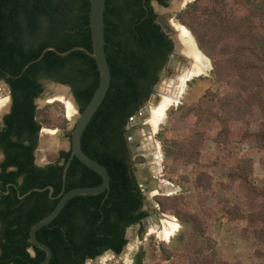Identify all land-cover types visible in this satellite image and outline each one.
Here are the masks:
<instances>
[{"label":"trees","instance_id":"1","mask_svg":"<svg viewBox=\"0 0 264 264\" xmlns=\"http://www.w3.org/2000/svg\"><path fill=\"white\" fill-rule=\"evenodd\" d=\"M152 1L106 0L104 49L111 82L83 133L81 146L107 170L109 189L72 198L51 223L36 232V238L52 251L49 264H85L107 250L120 255L128 244L127 228L141 224L149 214L130 162L126 127L147 103L173 51L171 39L156 22ZM154 1L162 7L169 3ZM175 20L210 60L213 86L205 92V101L180 106L177 111L172 108L168 116L181 121L193 114L202 125H217L215 139L221 146L251 140L264 171V0H193L175 14ZM76 46L92 51L89 0H0V81L6 83L11 97L0 127V264H38L45 258L43 251L30 244L29 230L59 199H50L48 190H32L51 186L52 196H58L60 163L67 161L70 152L48 153L50 164L40 167L34 164V151L42 128L59 127L68 139L70 131L64 116L55 123L46 112L48 105L39 109L36 100L44 82H53L70 88L80 112L85 108L98 86L95 60L81 51L65 57L44 52L48 47L66 52ZM255 115L260 116L256 125L240 122ZM236 123H241L240 132ZM193 141L165 142V158L191 163L196 154ZM251 164L241 159L221 185L229 191L238 183L248 212L214 196L230 220L245 222L242 233L255 245L253 259L264 262V185L255 189L249 182ZM198 176L193 187L210 191L211 177L207 173ZM100 183L95 172L73 158L64 192ZM153 199L161 214L172 213L182 226L172 240L176 242L172 253L189 256L197 264H228L213 252L215 242L208 234L209 226L203 224L207 210L193 212L183 195ZM144 256L141 250L134 264H142ZM171 256L163 254L165 260Z\"/></svg>","mask_w":264,"mask_h":264},{"label":"rangeland","instance_id":"2","mask_svg":"<svg viewBox=\"0 0 264 264\" xmlns=\"http://www.w3.org/2000/svg\"><path fill=\"white\" fill-rule=\"evenodd\" d=\"M193 0H169L168 6L163 10V13L171 12L174 6L176 11H172V14H175L186 7L188 3H191ZM153 9H158L157 6H153ZM161 9V8H160ZM162 10V9H161ZM158 13V14H163ZM176 22V21H175ZM178 23V22H176ZM179 24V23H178ZM212 69L206 73V75H201L199 78H194L190 81L182 95L179 103L172 106L174 111H177L180 106H192L197 105L202 101H205L204 94L209 87L213 86L211 83ZM163 77V72L161 74ZM2 84V83H1ZM5 90V96L8 99L6 108L0 112V122L2 121L3 116L7 113L10 107V94L8 89L3 84L0 85ZM55 86L53 82H44V91L42 95L36 100L40 102L37 104L38 108H44L48 105L46 112L49 118L52 119L55 123H60V119L64 116L68 121V131H70V118L69 112L66 103L61 100L56 91L61 90L58 85L55 88L56 91L52 93L51 97L48 96L51 89ZM159 86V84L157 85ZM216 86V84H215ZM66 90L70 91V88L64 86ZM153 94L158 95V99L161 97V91L154 88ZM64 90V89H62ZM65 91V90H64ZM2 93L0 92V95ZM56 94V96H55ZM2 97H4L2 95ZM53 97V98H52ZM50 98L54 100H50ZM56 98V99H55ZM155 105V104H154ZM145 107L149 108L151 105L146 103ZM154 108V107H153ZM168 109V111L170 110ZM168 111L166 116L161 122L160 126L154 130L152 134L149 135V140L152 144H155L153 154L156 158H159L157 163V169L152 166L153 171L156 169L159 174V179L165 182H168L167 185L170 190H166L167 193L171 192L169 196H184V203L189 205L193 212L198 213L200 209H205L209 213L207 215L204 225H208V234L215 242L213 252L218 253L220 259L227 261L228 264H264L261 260L253 259L255 245L252 240L245 238L242 233V228L245 226L244 221H234L230 220L228 216L223 212V206L220 204L218 207L217 199L214 196L218 195L221 197L223 202L226 204L230 203L231 205H239L243 208L244 213L248 212V209L244 206L245 200L241 192L240 186L238 183H234L231 190H224L221 188V185L227 182V174L232 167H235L241 159H249L251 161L252 173L249 178V182L255 189H260L264 185V171L260 164V153L256 150L254 143L250 141H244L243 143H231L227 146H221L216 143L217 137V125L212 127H207L202 125L198 118L192 114L191 117L184 118L183 120H173L168 116ZM69 118V119H68ZM186 119V120H185ZM148 118L143 121L141 125L129 126L126 127L127 131H133L135 137L145 135L143 133L144 126L148 125ZM240 122L249 125H256L254 123L260 122V116L247 117L246 119H240ZM241 123H236L237 131L240 132L239 126ZM45 135L47 137L48 147H44V157L40 158V165H44L49 162L47 158L48 153H56L50 150L55 146L59 150H64L69 143V139L66 137L63 129L56 127L54 129L44 128ZM53 130H56L53 131ZM194 138L193 149L196 152L195 156L190 158L191 163L188 162H174V160L166 159L164 156V144L165 142L171 141H188ZM55 140V141H54ZM140 142L139 139H135L134 143ZM167 143V144H168ZM153 144V145H154ZM166 144V145H167ZM152 151V150H151ZM142 156L133 157L134 166L139 167L142 162H138L137 159ZM144 158V157H142ZM2 159V154L0 153V162ZM201 173H207L212 180V189L210 191L203 192L193 187V183L199 177ZM164 182V183H165ZM166 197V196H165ZM154 198V197H153ZM154 200V199H153ZM155 202V201H154ZM158 205V204H157ZM149 211V210H148ZM150 213H155L154 215L161 214L158 211L151 210ZM163 214V213H162ZM167 218H173L178 224V230L170 237L168 240L161 238L157 233H151V228H156L157 230H163L164 223L166 224ZM155 223V222H154ZM159 226L157 223L155 227L151 224L149 225V233H143L138 235V226H135V232L129 235L128 244L123 249L120 255H110L104 253L99 257L100 264H134L135 256L142 250L145 251V256L142 264H197L193 259L189 260V256L184 254H174L172 253L173 246L176 244L172 243L174 237L182 229L180 222L175 218L172 213H165L158 220ZM165 248V252H163ZM163 254L172 255L168 260L163 258ZM212 258H208L206 261H210Z\"/></svg>","mask_w":264,"mask_h":264},{"label":"water","instance_id":"3","mask_svg":"<svg viewBox=\"0 0 264 264\" xmlns=\"http://www.w3.org/2000/svg\"><path fill=\"white\" fill-rule=\"evenodd\" d=\"M152 5L157 6V8H158L155 10L153 9L154 12L157 14V17H156L157 24L161 27V30L171 39V41L173 43V51H172V54L170 55V57L168 59V62L166 64L165 69L163 70V77L160 76L158 83L154 87L157 90L160 88V86H162L164 84L165 80H167V78L170 75H175V73H180V72H183V73L186 72L187 70H189L193 67L194 62L192 60H189L188 56H184L182 53L179 52V49H181L180 44L178 43V41L176 39L173 38L178 33L177 29L174 27V24L172 23V21H176L174 14H172V11H176L174 6H173L171 12L163 13V10L166 7H162L161 5H159L154 0L151 2V6ZM105 7H106V0H89V28H90V35H91L92 51H89L88 49L81 47V46L73 47L66 52H59L58 50H56L53 47H48L44 50V52L53 51L61 57H65L74 51H81V52L85 53L87 56H89L90 58L95 60L96 65H97V69H98V73H99V81H98V86H97L96 90L94 91L91 99L89 100V102L87 103V105L85 106V108L81 112L79 110V106L76 103L75 98L72 95L71 91L66 90L64 85L55 83V86H53V88L51 89V91L48 94V96L51 97L53 95L52 93H54L56 91L55 88L57 87V89H58V87H59L58 85H60L61 87H59V89H61V90L64 89L66 91V93L68 95H70V98H71V100L75 106V109H76V116L74 117L73 120H70V122H71L70 139H69V143H68L67 147H65L64 150H59L57 148H55L56 150H54L53 149L54 147L50 149L56 153L59 151L70 152L67 161L65 163H63V162L60 163V165H63L62 176H61V180H62L61 192L59 193L58 196L53 197L52 194H53L54 189L51 186H47L44 189L35 188L32 190L35 192H41L44 190H48V196L50 199H59L58 203L56 204L54 209L46 217H44L43 219L39 220L37 223L32 225V227L29 230L30 244L33 247H35V248H37V249H39L45 253L44 260L38 264H49V262L52 258V251L50 250V248L48 246L41 243L36 238V232L40 228L51 223L58 216V214L61 212L63 207L66 205V203L69 200H71L72 198L77 197V196H90V195L95 196V195H99V194H101V193H103L109 189L110 176H109L107 170L104 168V166L99 164L97 161L88 157L83 152L82 146H81L83 133H84L85 129L87 128V125L91 121L93 115L98 110L103 99L105 98L106 93H107L109 86H110V82H111L110 68H109V65H108V62L106 59V54H105V49H104V47H105V34H104ZM158 13H163V14L160 15ZM196 46H197V44H196ZM208 62L210 63V68L212 69L211 62L209 59H208ZM199 77H197V78H199ZM192 80H194V78ZM192 80H190V81H192ZM190 81L189 80L187 81L186 87ZM1 83L7 87L8 92L10 94L9 88L6 85V83L4 81H0V85H2ZM158 84H159V86H157ZM157 100H158V95L156 96L155 94L152 93L150 95L147 103L149 105V104H152V102H155ZM10 101H11V97H10ZM36 104H40V102H37ZM7 113H8V111H7ZM148 114L149 113H148L147 107L143 106L137 114H135L134 116H132L129 119V126L133 127L136 125H141L143 123V121H145V119L147 118ZM43 129L44 128H42L39 132L37 147L34 151V164L37 166H40V167L50 164V162H47L44 165H40V164H38V162L36 160V156L38 154H40V149L43 150L44 147H48L47 144L43 143L42 138H41V133H42ZM53 131L56 132V130H53ZM128 135H129V139L131 142L130 145H131L132 150H133V152H132L133 157H137L139 155V156L144 157V159H145V162L143 164L139 165V170L136 172V175L138 178L137 179L138 185L141 188V191H142L143 195L145 196L146 201L148 202L149 208L151 210L158 211V205L156 202H154L153 197L154 196H169L172 193L171 192L166 193L165 191H163L161 186H160V184H161L160 181H163V180H160L158 175H152L149 173V171H148L149 166L153 164V161H151V158L149 155L148 156L145 155L144 150L137 149V144L134 143L135 138L133 137V131H130ZM139 141H141V140H139ZM73 158H76L83 166H85L86 168L95 172L101 178V183L98 186L77 187V188H73L67 192H64V184L66 181L67 170H68L70 163H71ZM165 183H166V186H167V184H169L168 182H165ZM9 186H10V184L7 185V187H9ZM169 186H171V188H172V185L169 184ZM29 193L30 192L26 193L25 195L19 196V199L24 198ZM162 215H164V214H160L159 217H161ZM157 219H158V215L156 214V215H152V216L147 217V218L142 220L141 223L143 225L145 233H147V231H148L147 228L150 225V223L152 221H156ZM132 233H134V228L133 227L128 228L127 229V235L125 238L127 240H129V235H131ZM105 253H108L110 255L114 254L111 250H107ZM99 257L94 258V259H88V260H86L85 264H95V263H97Z\"/></svg>","mask_w":264,"mask_h":264},{"label":"bare ground","instance_id":"4","mask_svg":"<svg viewBox=\"0 0 264 264\" xmlns=\"http://www.w3.org/2000/svg\"><path fill=\"white\" fill-rule=\"evenodd\" d=\"M172 23L174 24V27L178 31L177 35L174 36L173 38L176 39L180 44L181 49H179V52L182 53L184 56H188L189 60H192L194 62V65L191 69L187 71L185 70L186 72L175 73V75H170L167 78V80H165L164 84L159 88V90L162 92L161 97L157 101L152 102V104H150L151 107L147 108L149 113L147 116V118L149 119L148 125L142 128L144 129L143 133L145 135L143 136L140 135L139 138H137L133 134V137L135 139L141 140L140 142L137 143V149L144 150L145 155L147 156L149 155L151 161H153V164L149 166V170H148L149 173L152 175H158V177L159 174L157 173L156 169L158 167L157 163L160 159L156 158L155 155L153 154V151H155L154 149L153 151H150L144 148L148 144L151 149L155 147V144L153 143L154 144L153 145L152 142L149 140V135L152 134L154 130H156L160 126L161 122H163V119L165 118L168 109H170L175 104L179 103L186 89L187 81L188 80L190 81L191 79L196 78L197 76L206 75V73H208L211 70L210 63L208 62V58L198 49L194 41V38L189 33V31L184 26L176 23L175 21H172ZM0 92L2 93L0 95V112H1L6 108L8 99L5 96L6 93L5 90L1 86H0ZM56 93L57 96L66 103L70 115L69 118L73 120L74 117L76 116V109L70 98V95H68L64 90H57ZM2 95L4 97H2ZM52 98H50V100H54ZM44 133L45 130L43 129L41 133L42 141L45 144H49V142L47 141L48 139ZM43 153L44 150L40 149V154L36 156V160L38 163H41L40 158L43 157ZM152 166L156 168L154 171ZM160 183H161L160 186L163 191L166 192V190L167 191L170 190L169 187L166 186V183H164V181H160ZM167 220L168 221H166V224L164 223L163 230H157L156 228H151L150 232L157 233L161 238L168 240L178 230V224L175 222V220H173V218H167ZM154 222L155 221H152L151 223V226L153 225V227H155L156 224V222L155 223ZM147 230H148L147 234H150L148 228ZM95 264H100L99 259Z\"/></svg>","mask_w":264,"mask_h":264},{"label":"flooded vegetation","instance_id":"5","mask_svg":"<svg viewBox=\"0 0 264 264\" xmlns=\"http://www.w3.org/2000/svg\"><path fill=\"white\" fill-rule=\"evenodd\" d=\"M10 104H11V101H10ZM9 108H10V107H9ZM8 112H9V109H8ZM3 117H4V116H3ZM1 125H2V121L0 122V127H1ZM129 132H130V131H127V132H126V138H127V142H128V147H129L130 152H131L130 162H131V164L133 165V167L135 168L134 176H135V178H136V182H137V179H138V178H137L136 172L139 170V167H138V168L135 167V166H134V161L132 160V158H133V153H132L133 150H132V147H131V145H130L131 142H130L129 135H128ZM146 146H147V147H146ZM146 146H145L144 148H145V149H148V150H150V151H151V150L153 151V149L155 148V147L152 146L153 148L151 149V148L149 147V144L146 145ZM2 156H3V155H2ZM2 159H3V157H2ZM2 159H1V161H2ZM144 162H145V159H144V161H143L142 163H144ZM140 165H141V164H140ZM137 185H138V182H137ZM138 187H139V185H138ZM139 190H140V192L142 193L140 187H139ZM142 194H143V193H142ZM143 196H144V195H143ZM144 197H145V196H144ZM154 197H155V196H154ZM144 210H145V211H148V210L151 211V209L149 208L148 202L146 201V198H145V206H144ZM149 211H148V212H149ZM154 214H155V213H150V212H149V214H148L147 217H150V216H152V215H154ZM147 217H146V218H147ZM159 218H160V217H158V219L155 221V222L157 223L158 226H159V223H158ZM144 219H145V218H144ZM151 223H152V222H151ZM151 223H150V224H151ZM135 226H138V230H137V231H138V235H139V234L141 235V234H143V233L145 234L142 223H141V224H136V225L131 226V227L134 228V232H135ZM159 227H160V226H159ZM129 228H130V227H129ZM127 229H128V228H127ZM126 235H127V230H126V233H125V237H126Z\"/></svg>","mask_w":264,"mask_h":264},{"label":"crops","instance_id":"6","mask_svg":"<svg viewBox=\"0 0 264 264\" xmlns=\"http://www.w3.org/2000/svg\"><path fill=\"white\" fill-rule=\"evenodd\" d=\"M43 157H44V153H43ZM43 157H42V159H43Z\"/></svg>","mask_w":264,"mask_h":264},{"label":"clouds","instance_id":"7","mask_svg":"<svg viewBox=\"0 0 264 264\" xmlns=\"http://www.w3.org/2000/svg\"><path fill=\"white\" fill-rule=\"evenodd\" d=\"M177 22V21H176Z\"/></svg>","mask_w":264,"mask_h":264}]
</instances>
